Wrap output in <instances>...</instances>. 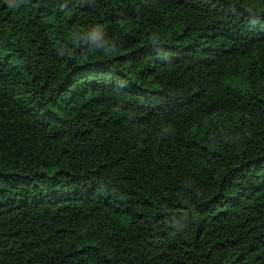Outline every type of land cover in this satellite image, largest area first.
Here are the masks:
<instances>
[{
  "label": "trees",
  "instance_id": "1",
  "mask_svg": "<svg viewBox=\"0 0 264 264\" xmlns=\"http://www.w3.org/2000/svg\"><path fill=\"white\" fill-rule=\"evenodd\" d=\"M0 264H264V0H0Z\"/></svg>",
  "mask_w": 264,
  "mask_h": 264
}]
</instances>
